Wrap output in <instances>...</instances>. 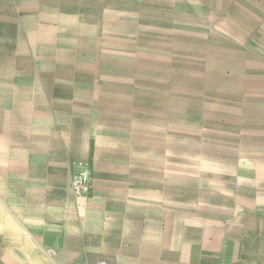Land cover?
Listing matches in <instances>:
<instances>
[{
	"label": "crops",
	"instance_id": "1",
	"mask_svg": "<svg viewBox=\"0 0 264 264\" xmlns=\"http://www.w3.org/2000/svg\"><path fill=\"white\" fill-rule=\"evenodd\" d=\"M95 4L0 0V264H264V157L189 177L166 143L140 141L138 113L100 72L107 50L66 57L92 36L75 7ZM79 164L93 175L83 197Z\"/></svg>",
	"mask_w": 264,
	"mask_h": 264
},
{
	"label": "rangeland",
	"instance_id": "2",
	"mask_svg": "<svg viewBox=\"0 0 264 264\" xmlns=\"http://www.w3.org/2000/svg\"><path fill=\"white\" fill-rule=\"evenodd\" d=\"M103 1L75 7L77 16L92 13V36L77 35L66 57L80 50L82 61L99 62L105 54L97 51L107 50L109 67L100 72L123 93V109L138 113L140 141L166 143L186 160L189 177L209 179L229 161L264 157V0ZM13 24L7 32L25 35Z\"/></svg>",
	"mask_w": 264,
	"mask_h": 264
},
{
	"label": "built area",
	"instance_id": "3",
	"mask_svg": "<svg viewBox=\"0 0 264 264\" xmlns=\"http://www.w3.org/2000/svg\"><path fill=\"white\" fill-rule=\"evenodd\" d=\"M92 172L87 164H79V171L72 179V192L76 197H83L91 190ZM98 264H119L101 261Z\"/></svg>",
	"mask_w": 264,
	"mask_h": 264
}]
</instances>
